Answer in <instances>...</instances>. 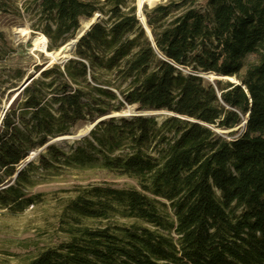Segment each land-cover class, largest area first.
<instances>
[{"label": "trees", "instance_id": "obj_1", "mask_svg": "<svg viewBox=\"0 0 264 264\" xmlns=\"http://www.w3.org/2000/svg\"><path fill=\"white\" fill-rule=\"evenodd\" d=\"M17 1L0 0V13L21 14ZM155 4L143 14L156 47L136 0L22 3L50 50L83 19L100 18L72 58L28 75L5 112L0 184L33 150L81 123L130 104L173 114L103 118L75 146L46 145L0 189V208L18 213L36 202L27 192L36 173L97 167L136 180L79 188L61 212L68 238L26 264H264V0ZM9 54L0 29V103L7 85L26 79ZM206 72L244 86L214 84ZM249 110L241 132L228 138L216 129L240 125Z\"/></svg>", "mask_w": 264, "mask_h": 264}, {"label": "rangeland", "instance_id": "obj_2", "mask_svg": "<svg viewBox=\"0 0 264 264\" xmlns=\"http://www.w3.org/2000/svg\"><path fill=\"white\" fill-rule=\"evenodd\" d=\"M23 1L24 0L17 1L20 8H22L21 14L0 13V29L5 32L8 40V48L10 51L8 57L11 58L8 64L12 63L14 67L23 69L26 75L36 73L35 76H38L46 67L64 63L52 62L46 52L40 50L32 38L23 40L17 39L15 36V31L20 27H27L32 34L36 31V18L32 17L29 11H25L22 6ZM138 1L139 0H136L137 12L140 8ZM166 1L168 0H145L142 3L143 6L141 9L143 10L145 5L154 6L156 5L155 3H163ZM86 19L87 18L83 19L81 27ZM58 48H53V50H58ZM73 54L74 51L71 55ZM206 79L210 82H214L216 76L211 79ZM221 79L230 80L226 78ZM20 83L21 82H19L18 85ZM18 85H16V87ZM16 87L7 85V89L5 90L6 94L3 96L0 103V117L10 108V105L17 97H21V93H16V90H13ZM12 98H14V100L11 103L10 100ZM130 106H132L135 111L126 113ZM137 111L135 105L130 104L124 109L111 114H117L119 117H131V115H135ZM168 115V113L161 112L156 115V117L158 120H162ZM86 123L88 122L77 125L71 133L66 135L72 136L76 129H79ZM245 123L246 120L244 123L230 130L216 129L219 133L230 138L231 135H228L230 131L236 129L241 132ZM62 136L64 135L53 137V139H55L57 144L68 149L69 146H75L80 143V140L89 136V134L74 139L70 137L61 138ZM33 177L34 184L27 189L29 195H35L36 197V202H34L33 205H29L26 209L18 213L11 212L7 208H0V264H26L28 256L35 254L38 250L53 246L67 239V233H65L64 230L62 231L60 227L61 212L66 202L76 195L79 188L90 184L104 183V181L116 186L133 187L137 185L134 178L131 179L125 175L97 167L66 168L62 169L60 172L47 170L42 173H36ZM13 181L12 176L5 177L4 182L0 184V189L3 188V184H5L3 185L5 188L12 184Z\"/></svg>", "mask_w": 264, "mask_h": 264}, {"label": "water", "instance_id": "obj_3", "mask_svg": "<svg viewBox=\"0 0 264 264\" xmlns=\"http://www.w3.org/2000/svg\"><path fill=\"white\" fill-rule=\"evenodd\" d=\"M142 6H143V4L141 3V7H142ZM141 7L139 8V11L137 12L138 18H140V20L144 23V27H145V29H146V32H148L150 38H151L152 41H153L152 33H151L150 30H149V27H148L147 22H146V18H145L144 14H143V10L141 9ZM94 16H95V19H94L95 21L93 22V24H92L90 27L86 28L82 33L79 34V36H78L76 42H75V43L73 44V46H72V51H71V53H72L73 51H75V45H76V43L78 42V40H79L83 35H85V32H86L87 30H89L94 24H96L97 22H99L100 13H99V14L97 13V14H95ZM77 32H78V31H77ZM77 32H76V35H77ZM152 44H153V46H155L154 41L152 42ZM155 47H156V46H155ZM72 56H73V55L70 54L69 57L65 58L64 60H62V61H60V62H61V63H65L68 59L72 58ZM208 74H212V75H213L212 77L216 76V79L226 78V79H230L232 82H235V83H237V84H240V85L244 86V85L241 83V81L238 80L237 77H235V76H229V77H227V76H221V75H219V74H217V73H211V72L201 73L200 75L203 76V77H205V78H209V79H211L212 77H210ZM35 75H36V73H35ZM31 79H32V78L29 79L28 77H26V79L23 80V81H22V82H21L16 88H14L13 90H16V93H20V92H21V91H22V90H23V89H24V88L30 83ZM212 83L215 84V81L212 82ZM13 100H14V99H13ZM13 100H12V101H13ZM12 101H11V103H12ZM145 110H154V109L138 110L137 113L135 114V116H145V115H146V116H156V115H158V114L161 113V112H165V113H168L169 115H173L172 113H170V112H168V111L160 110V109H159V110H155V111H157L156 113H148V112L143 113ZM249 112H250V110L248 111L246 117L244 118V121L246 120V122H247V120H248V118H249V115H250ZM4 114H5V112H4L3 115L0 117V125H1V123H2L1 121H2V119H3ZM116 116H117V114H116V115H115V114H108V115H103L102 117L97 118L96 120H94V121L91 122L92 126L90 127V129L88 130V132H89L92 128H94V127L97 125L98 122L102 121L103 118H106V117H116ZM244 121H243L242 123H244ZM86 124H88V123H86ZM80 128H81V127H80ZM80 128H79V129H80ZM79 129H76V130L74 131V133H73V135H72L73 137H82V136H85V135L89 134V133L87 132V134L79 135V134H78V133H79ZM52 142H55V139H53V138L49 139L43 147L39 148L38 150H33V151L31 152V154H30L27 158H25L24 160H22L21 162H19V166H18V168H17V171H16L15 174L12 176L13 180L16 179V177H17L18 174H19V171H20L23 167H25V166L28 164V162H30L31 160H33V158H34V157H35L40 151H42L43 148L46 147V145H48L49 143H52ZM3 185H5V184H3ZM3 185H2V187L4 188Z\"/></svg>", "mask_w": 264, "mask_h": 264}, {"label": "bare ground", "instance_id": "obj_4", "mask_svg": "<svg viewBox=\"0 0 264 264\" xmlns=\"http://www.w3.org/2000/svg\"><path fill=\"white\" fill-rule=\"evenodd\" d=\"M145 0H139L138 4L141 7V3H143ZM95 16H92L91 18H88L85 20V23L81 28H79L77 35L72 37V39L68 40L66 43H64L62 46L58 48V50H50V49H45L46 54L50 57L52 62L58 63L65 58L69 57L72 51V46L76 42L78 36L80 33H82L86 28L90 27L93 22L95 21ZM15 36L17 39H29L32 38V40L35 42V44L40 48V50L44 51L45 44L48 41V37L46 35L39 36L37 33L32 34L30 30H28L27 27H20L15 31ZM210 77H212V74H208ZM15 97V96H14ZM14 98H12L10 101H12ZM135 109L130 106V108L126 111V113L134 112ZM148 112V113H156L157 111L155 110H145L143 113ZM92 126L91 122H88V124H85L79 129V135H84L87 134L88 130ZM64 137H70V138H76L73 136L69 135H64L61 138Z\"/></svg>", "mask_w": 264, "mask_h": 264}, {"label": "built area", "instance_id": "obj_5", "mask_svg": "<svg viewBox=\"0 0 264 264\" xmlns=\"http://www.w3.org/2000/svg\"><path fill=\"white\" fill-rule=\"evenodd\" d=\"M35 33H37L38 35H40V36H43V35H45L44 33H42L41 31H34ZM48 44H49V40L46 42V44H45V48H44V51H45V49H47L48 48ZM15 181V180H14ZM13 181V182H14ZM12 183V182H11Z\"/></svg>", "mask_w": 264, "mask_h": 264}, {"label": "crops", "instance_id": "obj_6", "mask_svg": "<svg viewBox=\"0 0 264 264\" xmlns=\"http://www.w3.org/2000/svg\"><path fill=\"white\" fill-rule=\"evenodd\" d=\"M28 75L25 76V78L27 77Z\"/></svg>", "mask_w": 264, "mask_h": 264}]
</instances>
